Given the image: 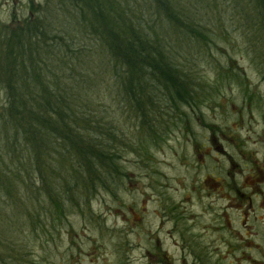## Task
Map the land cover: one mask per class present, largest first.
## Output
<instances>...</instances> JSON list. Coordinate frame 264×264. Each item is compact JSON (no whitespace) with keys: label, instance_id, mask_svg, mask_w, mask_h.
<instances>
[{"label":"rangeland","instance_id":"1","mask_svg":"<svg viewBox=\"0 0 264 264\" xmlns=\"http://www.w3.org/2000/svg\"><path fill=\"white\" fill-rule=\"evenodd\" d=\"M53 1L0 0V27ZM202 3L198 16L220 13L224 23L211 27L208 49L156 28L197 82L196 102L181 121L166 115L164 137L145 145L150 159L123 149L120 181L92 192L89 208L53 223L43 216L32 230L1 197L0 264H264V35L240 25L231 0ZM99 84L102 105L115 112ZM128 117L118 122L131 135Z\"/></svg>","mask_w":264,"mask_h":264},{"label":"trees","instance_id":"2","mask_svg":"<svg viewBox=\"0 0 264 264\" xmlns=\"http://www.w3.org/2000/svg\"><path fill=\"white\" fill-rule=\"evenodd\" d=\"M231 1L240 25L264 35V0ZM202 2L54 0L0 27V199L22 214L21 227L89 208L92 192L120 181L123 149L150 159L145 145L164 137L166 115L179 119L196 102L197 82L156 28L208 49L211 27L224 23L220 13L198 16ZM126 112L131 135L118 122Z\"/></svg>","mask_w":264,"mask_h":264},{"label":"flooded vegetation","instance_id":"3","mask_svg":"<svg viewBox=\"0 0 264 264\" xmlns=\"http://www.w3.org/2000/svg\"><path fill=\"white\" fill-rule=\"evenodd\" d=\"M176 208V207H175ZM171 214H173V212H170ZM169 214V213H168ZM168 214H166V215H168Z\"/></svg>","mask_w":264,"mask_h":264}]
</instances>
